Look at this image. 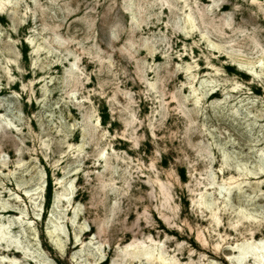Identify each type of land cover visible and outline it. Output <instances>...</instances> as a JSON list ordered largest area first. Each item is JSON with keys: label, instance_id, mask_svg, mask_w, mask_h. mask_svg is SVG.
Returning <instances> with one entry per match:
<instances>
[{"label": "rangeland", "instance_id": "rangeland-1", "mask_svg": "<svg viewBox=\"0 0 264 264\" xmlns=\"http://www.w3.org/2000/svg\"><path fill=\"white\" fill-rule=\"evenodd\" d=\"M263 4L0 0V264H255Z\"/></svg>", "mask_w": 264, "mask_h": 264}, {"label": "bare ground", "instance_id": "bare-ground-1", "mask_svg": "<svg viewBox=\"0 0 264 264\" xmlns=\"http://www.w3.org/2000/svg\"><path fill=\"white\" fill-rule=\"evenodd\" d=\"M160 1V0H159ZM162 1V0H161ZM163 1H166V0H163ZM174 1V0H173ZM177 1V0H176ZM184 2V1H183ZM204 2V1H203ZM252 2L253 3H257V2H259V0H252ZM3 3V2H2ZM170 3V2H169ZM171 3H172V1H171ZM182 3V2H181ZM180 3V4H181ZM186 2H184V4H185ZM264 5V4H263ZM4 6V5H3ZM163 7L165 6V5H162ZM162 6H160V8L162 7ZM175 6V5H174ZM128 7V6H127ZM129 7H132V5L131 6H129ZM167 7V6H166ZM165 7V8H166ZM185 7V6H184ZM4 8V7H3ZM189 8V7H188ZM264 8V7H263ZM182 9H184V8H182ZM206 9V8H205ZM204 9V10H205ZM262 9V8H261ZM128 10V9H127ZM166 10V9H165ZM170 11V10H169ZM264 11V10H263ZM1 12V11H0ZM134 12V11H133ZM198 12H199V9H198ZM206 12H207V10H206ZM135 13V12H134ZM189 13L191 14V11H189ZM202 14V13H201ZM201 14H199V15H201ZM207 14H210V13H207ZM204 15V14H203ZM89 16H90V14H89ZM129 16H132V15H129ZM133 17H135V16H133ZM204 17V16H203ZM72 18V17H71ZM93 18V17H92ZM91 19V18H90ZM212 19V18H211ZM210 19V20H211ZM185 20V19H184ZM195 20V19H194ZM193 19H192V16H190V15H188V19H187V22L190 24V27H192V25H193V21H194ZM209 20V19H208ZM184 22V21H183ZM89 23H90V20H89ZM161 23V22H160ZM182 24H184V23H182ZM186 24V23H185ZM195 24V23H194ZM181 25V24H180ZM196 25V24H195ZM186 26H188V24H186ZM194 26V25H193ZM60 27V26H59ZM189 27V26H188ZM186 29H188V28H186ZM169 30V29H168ZM192 31V30H191ZM195 31V30H194ZM193 31V32H194ZM134 32V31H133ZM192 33V32H191ZM188 35V34H187ZM183 36V35H182ZM192 37V36H191ZM152 57V56H151ZM155 59H157L158 58V55H155V56H153ZM160 57V56H159ZM58 67V66H57ZM217 94V93H216ZM130 100V99H129ZM175 100V99H174ZM5 135H6V133H5ZM134 141V140H133ZM135 142H136V140H135ZM152 167V166H151ZM159 178V177H158ZM150 182V181H149ZM157 182V181H156ZM161 182V181H160ZM151 183V182H150ZM165 183V182H164ZM162 185V184H161ZM167 185H169V184H167ZM152 186V185H151ZM157 186H158V183H157ZM164 186H166V185H164ZM160 187V186H159ZM169 187V186H168ZM160 190V189H159ZM167 190V189H166ZM161 191V190H160ZM168 192V191H167ZM166 191H165V193H164V195L166 196L165 198H169L170 196H169V194H170V192H169V194L167 193ZM171 195V194H170ZM203 195V194H202ZM205 196V195H204ZM165 198H163V199H165ZM172 198V197H171ZM170 199V198H169ZM203 199V198H202ZM202 199H199V200H202ZM171 202V201H170ZM197 202V201H196ZM204 202H205V200H204ZM203 202V203H204ZM202 205V204H201ZM209 205V204H208ZM163 206V205H162ZM168 208V207H167ZM147 210V209H146ZM145 211V210H144ZM9 212V211H8ZM216 214V213H215ZM243 214V213H242ZM214 215V214H213ZM149 216V215H148ZM147 216V217H148ZM163 216V215H162ZM215 216H213V218H214ZM217 219V218H216ZM218 220V219H217ZM149 221H150V219H149ZM148 223V222H147ZM169 225V224H168ZM126 229V228H125ZM137 229V228H136ZM1 232V231H0ZM3 233V232H2ZM133 235L134 234H136V233H132ZM199 234H201V233H199ZM2 235V234H1ZM1 235H0V237H1ZM85 235V234H84ZM142 235V234H141ZM203 235V234H202ZM201 235V236H202ZM4 236V235H3ZM139 237V236H138ZM251 237H252V239L253 238H255L254 237V233H251ZM142 238V237H141ZM202 239V238H201ZM150 240H152V239H150ZM145 241V240H144ZM156 241V240H155ZM153 242V241H152ZM154 243V242H153ZM202 243L204 244V243H206V240H202ZM144 244V242L143 241H141V240H138L137 238H136V236H133V239H132V242L130 243V244H128V247L130 248V247H134L135 249H138V248H140V246H142ZM261 243H247V244H244L243 246H241L242 247V249H241V254L242 255H247V254H252L254 257H253V259H251V260H253L254 261V263L255 264H260V262L261 261H264V246L263 247H261ZM147 246V245H146ZM218 246V245H217ZM134 249V250H135ZM151 249V248H150ZM149 249V250H150ZM129 250V249H128ZM139 250V249H138ZM151 251V250H150ZM153 251V250H152ZM7 253V254H9V255H13V256H18L20 253H19V251L15 248V247H9V248H7L5 251H4V253ZM127 252V251H126ZM129 252V251H128ZM134 252V251H133ZM136 252V251H135ZM134 252V253H135ZM154 252H155V250H154ZM153 253V252H152ZM152 253L151 252H149L148 250H145V249H142V250H140V254L142 255V256H144V257H150L149 259H151V257H152ZM139 254V253H138ZM137 254V255H138ZM155 255H156V253H154ZM240 254V255H241ZM164 255V254H163ZM162 255V253H160V251H159V254H158V257H157V260H158V263L159 264H180L179 263V261H177L176 260V258L174 259V260H172V261H169L167 258H165L164 256ZM239 255V256H240ZM133 256H134V254H133ZM136 256V255H135ZM139 256V255H138ZM141 257V256H140ZM243 257V256H242ZM239 258V257H238ZM237 258V259H238ZM173 259V258H172ZM146 260V259H145ZM152 260V259H151ZM150 260V262H152ZM148 261V260H147ZM192 262V261H191ZM238 262V261H237ZM157 263V262H156Z\"/></svg>", "mask_w": 264, "mask_h": 264}]
</instances>
